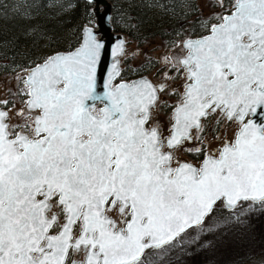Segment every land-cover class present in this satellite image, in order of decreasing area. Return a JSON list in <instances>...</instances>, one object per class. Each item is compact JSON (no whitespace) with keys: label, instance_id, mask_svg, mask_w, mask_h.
<instances>
[{"label":"water","instance_id":"95a60500","mask_svg":"<svg viewBox=\"0 0 264 264\" xmlns=\"http://www.w3.org/2000/svg\"><path fill=\"white\" fill-rule=\"evenodd\" d=\"M87 1L93 25L77 44L24 70L34 136H10L0 105V264H132L218 200L231 209L264 199V0H234L208 31L181 40L186 81L165 137L145 125L163 83L119 78L124 34L109 0ZM215 109L239 123L231 142L173 167L172 148ZM51 192L63 213L54 232ZM114 204L127 207L121 228L104 210ZM79 248L82 258L67 259Z\"/></svg>","mask_w":264,"mask_h":264},{"label":"rangeland","instance_id":"374dc122","mask_svg":"<svg viewBox=\"0 0 264 264\" xmlns=\"http://www.w3.org/2000/svg\"><path fill=\"white\" fill-rule=\"evenodd\" d=\"M192 1L196 11L190 19L198 16L205 21L203 31H208L211 24L220 21L222 14L230 11L234 0L229 5L225 4L226 0ZM113 8L111 6V13ZM86 24L93 25V17ZM123 34L125 48L119 58L120 72H124L123 79H129L125 78L126 75L137 73L163 83L153 110L149 113L147 124L155 125L160 135L165 137L171 120V108L180 101L186 81L183 67L178 64V58L183 51L176 62H173L174 49H181L180 42L183 38L197 35L189 34L186 27L169 37L151 36L137 43L135 39ZM23 76L24 72L20 68L0 73V105L7 110L9 135L22 131L28 136H34L32 113L23 111L26 97ZM238 126V122L225 120L223 114L217 110L209 111L201 118L199 128L192 131L189 144L185 142L175 147L172 156L177 160L197 163L189 155L196 145L200 144L199 148L206 154L215 142L218 144L225 140L231 141ZM202 141H207L208 146H203ZM222 208L220 200L216 201L212 210L198 225L189 226L160 247L145 249L140 259L132 264H240L244 258L253 255L254 262L251 264H258L255 254L261 251L264 255V199L255 202L239 200L231 209ZM58 217L51 232L62 222V216ZM79 228L80 223L77 222L73 227V234H77ZM82 254L80 248L71 249L67 259L82 258Z\"/></svg>","mask_w":264,"mask_h":264},{"label":"trees","instance_id":"16d2710c","mask_svg":"<svg viewBox=\"0 0 264 264\" xmlns=\"http://www.w3.org/2000/svg\"><path fill=\"white\" fill-rule=\"evenodd\" d=\"M109 1L114 7L110 12L113 30L125 33L137 43L151 36L169 37L186 27L191 35L206 32L204 20L198 16L190 19L196 11L192 0ZM231 2L226 0L225 4ZM90 6L87 0H0V73L19 68L24 72L47 54L73 47L81 26L92 18ZM181 52L182 48L174 49L173 62ZM123 74L119 72V76ZM23 111L27 113L24 106ZM191 155L199 158L201 153L195 151ZM253 256L244 258L240 264L253 263ZM255 257L258 264L264 263L261 251Z\"/></svg>","mask_w":264,"mask_h":264},{"label":"flooded vegetation","instance_id":"af4514ba","mask_svg":"<svg viewBox=\"0 0 264 264\" xmlns=\"http://www.w3.org/2000/svg\"><path fill=\"white\" fill-rule=\"evenodd\" d=\"M183 51V50H182ZM172 60H175V57L172 59ZM97 104H96V106L94 107V109L92 110L93 112H96L97 111ZM172 109V108H171ZM151 110H153V107L150 109V111ZM216 110V109H215ZM209 111H214V110H208L207 112H209ZM218 111V110H217ZM29 114L30 113H32V115H33V113L34 112H30V111H27ZM207 112H206V114H207ZM219 112V111H218ZM150 113V112H149ZM221 113V112H220ZM205 114V115H206ZM204 115V116H205ZM149 116V115H148ZM203 116V117H204ZM224 116V115H223ZM224 119L225 120H228V119H232V118H228V119H226L225 117H224ZM147 120H148V118H147ZM147 120H146V123H145V125L146 126H155V125H148L147 124ZM149 120H151V118L149 119ZM233 120V119H232ZM201 121V120H200ZM234 121V120H233ZM236 122V121H235ZM199 126H200V124H199ZM199 126H198V128H199ZM156 127V126H155ZM198 128H196V129H191V132H190V140L189 141H186V140H184L183 142H181L180 144H178V145H176V146H174L173 148H172V150L175 148V147H177V146H179V145H182V144H184L185 142L186 143H188L189 144V142L192 140V131H194V130H197ZM156 130H157V128H156ZM158 131V130H157ZM87 136L86 135H83V138H86ZM216 140H217V138H216ZM224 142H231V141H227V140H225V141H221L220 143H218L217 144V142H215V144L213 145V148H210L209 150H208V152L206 153V154H210L211 152H213V153H216L217 151H218V148H219V146L222 144V143H224ZM202 145L203 146H208V142L207 141H202ZM198 147V148H197ZM200 144L199 145H196V147H195V150L194 151H190L189 152V155H190V158L191 159H193L194 161H200V159L204 156V155H206V154H204L203 153V150H201L200 148ZM194 149V148H193ZM172 150H171V154H172ZM195 151H199L200 153H201V156L199 157V158H194V157H192V152H195ZM172 156V155H171ZM172 158H175L174 156H172ZM176 159V158H175ZM179 161H182V160H175L174 162H172L171 163V165L174 167L175 165H176V163L177 162H179ZM187 161H189V160H187ZM40 197V195H38L37 194V192H36V194H35V199H37V198H39ZM55 198H56V196H55V194L53 193V192H51V196L49 197V201H50V208L49 209H47V210H45L44 211V215H46V216H48L51 212H54L55 214H56V216H55V220L51 223V226H50V228H49V232H51V227H52V225L53 224H55L57 221H58V219H59V217L58 216H62V219H63V213H62V210H61V205L60 204H58V203H56V201H55ZM106 204V203H105ZM105 210V212H106V214L108 215V216H110L111 218H112V220L114 221V228H117V227H119V228H121L122 226H123V224H124V222H125V220L127 219V217H128V211H127V207H123L122 208V210L119 212V211H117V205L116 204H114L110 209H108V210H106V209H104ZM226 210H228V209H226ZM61 219V220H62ZM77 222H79L80 223V220L79 219H76L75 221H74V225L77 223ZM1 223V222H0ZM61 224V223H60ZM74 225H73V227H74ZM73 235H75V234H73ZM2 239V230H1V228H0V240Z\"/></svg>","mask_w":264,"mask_h":264},{"label":"built area","instance_id":"2783aa9c","mask_svg":"<svg viewBox=\"0 0 264 264\" xmlns=\"http://www.w3.org/2000/svg\"><path fill=\"white\" fill-rule=\"evenodd\" d=\"M154 80V79H153ZM155 81V80H154Z\"/></svg>","mask_w":264,"mask_h":264}]
</instances>
